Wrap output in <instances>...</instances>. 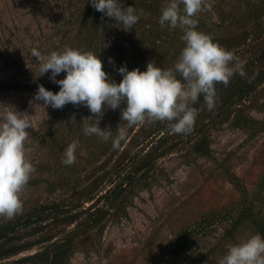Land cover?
Masks as SVG:
<instances>
[{
    "label": "rangeland",
    "instance_id": "obj_1",
    "mask_svg": "<svg viewBox=\"0 0 264 264\" xmlns=\"http://www.w3.org/2000/svg\"><path fill=\"white\" fill-rule=\"evenodd\" d=\"M166 2L161 1L163 6ZM247 2L264 8V0H206L209 7L198 15L212 19L214 23L224 21L228 35L237 34L250 24L254 25L245 23L249 11ZM86 5L87 0H0V83L22 85L0 89V122L11 109L21 112L31 125L27 130L25 152L35 171L21 193L25 210L38 204L73 198L71 193L61 190L52 193L42 182L36 183L51 176L41 170L53 153L50 139L53 114L51 107L47 109L40 105L42 102H35L34 96L39 85L53 82L49 79L50 72L41 76L39 63L32 53L35 49L46 56L66 47L81 50V23ZM160 15L153 18L157 37L170 41L175 29L162 28ZM103 23L108 34L106 55L111 78L119 83L122 78L116 69L126 64L132 70L128 58L131 53L129 29H120L122 25H116L114 19L105 15ZM263 23L264 14L258 24ZM257 27L245 46L229 50L237 58L234 68L237 63L244 67L264 56V25ZM184 46L183 43L181 48L178 47L175 62ZM110 58L114 65L109 63ZM261 59L254 63L252 71L264 70V59ZM253 80L251 77L250 81ZM74 107L68 134L72 142H80L88 137L83 130L92 122L86 119L92 114L87 107ZM119 110L106 108L99 127L114 133L110 120ZM240 113L264 122V83L241 107ZM157 122L146 118L143 123L123 126L121 129L126 131L127 138L125 145L130 140L142 139L138 133L141 126L152 127ZM208 138L209 157L193 152L192 143H185L175 153L160 160L149 184L135 190L128 207L129 217L110 219L94 245L77 246L70 264H218L228 246L234 244L229 233L234 210L242 200L240 188L235 184L239 182L253 196L264 177V129L251 136L248 129L230 121L211 129ZM68 228L67 225L55 226L42 236L25 239L22 243L43 236H54L56 241ZM246 232L245 229L235 232L239 243ZM48 246L52 244L39 245L2 261V264H20L21 259Z\"/></svg>",
    "mask_w": 264,
    "mask_h": 264
},
{
    "label": "trees",
    "instance_id": "obj_2",
    "mask_svg": "<svg viewBox=\"0 0 264 264\" xmlns=\"http://www.w3.org/2000/svg\"><path fill=\"white\" fill-rule=\"evenodd\" d=\"M162 0H124V6H133L138 14V22L129 29L130 54L129 61L132 69L146 70L152 61L155 65L167 69L172 68L177 57V49L185 42L183 33L175 29L170 41L157 37L153 26V18L161 13ZM249 11L246 24L254 23L237 34H229L224 30V21L204 19L197 14L198 30L210 35L214 42L225 49L237 50L245 46L251 32L263 26L258 24L264 14V8H259L247 2ZM183 5H181V9ZM258 8V10H256ZM250 12V13H249ZM104 14L97 11L87 0L84 8L80 49L91 51L103 62L104 70L112 77V71L106 55L107 30L103 23ZM159 31V30H158ZM264 59V56H261ZM252 60L242 67L245 75L236 74L227 85H216V103L209 110L201 96L192 107L197 111V117L191 132L175 134L171 131L169 122L159 121L152 127L141 126L138 131L140 141L130 140L128 145L121 142L118 149L112 147V140L105 141L100 136H88L78 142L76 161L70 166L62 163L64 150L72 143L68 132L71 129V114L73 104H66L62 109H52L51 141L53 143L51 157L42 167V173H48L53 178H41L36 183H43L49 191L68 192L73 194L70 200H56L38 204L30 209H22L12 218L0 216V264L4 260L34 249L39 245L49 243L45 250L27 256L20 264H70L77 246L94 245L97 238L103 234L106 223L110 219L128 218V207L136 189L153 179L157 172L158 162L175 153L185 143H192L193 152L209 157L211 155L208 132L233 121L238 127L246 128L251 136L258 135L264 129V122L251 117L242 116L241 107L250 100L251 95L260 84L264 83V70L252 71L254 63L262 60ZM66 73H61L57 79H63ZM119 77L121 75L119 74ZM253 77V81H250ZM121 81V80H120ZM20 84L0 83L1 90L21 87ZM53 92L59 91V85H43ZM125 107L121 105V110ZM121 110L110 120L114 129L127 126V121L121 118ZM203 117V118H202ZM201 119V120H200ZM242 193V200L234 211L230 235L234 244L239 243L235 232L245 229L246 240L259 233L264 237V177L260 181L259 190L253 196L248 194L246 187L235 184ZM67 225L61 239L54 241V236H43L35 241L32 237L42 236L50 228ZM26 241L22 243L24 240ZM240 240V239H239ZM54 241V242H53ZM161 257L163 255L161 254Z\"/></svg>",
    "mask_w": 264,
    "mask_h": 264
},
{
    "label": "clouds",
    "instance_id": "obj_3",
    "mask_svg": "<svg viewBox=\"0 0 264 264\" xmlns=\"http://www.w3.org/2000/svg\"><path fill=\"white\" fill-rule=\"evenodd\" d=\"M89 3L105 16L116 21V25L127 31L139 20L133 6H124V0H89ZM181 5L183 8L181 9ZM206 0H167L161 9L159 24L162 28L180 29L185 46L172 68H161L149 62L146 70H129L124 64L116 69L122 79L115 82L104 70L99 55L66 47L42 55L33 50L39 63L41 76L50 72L49 79L59 85L53 92L43 85L38 86L34 101L42 102L47 109H62L66 104L87 107L92 114L86 119L92 122L84 127V134L101 136L112 140L118 149L126 139V131H112L99 127L105 109L115 110L124 104L121 118L128 126L143 123L146 118L169 122L175 134H187L194 127L197 111L192 105L201 96L209 110L216 103L217 84L227 85L239 72L235 55L214 42L212 37L198 30V13L205 10ZM109 63L114 61L110 58ZM63 79H57L61 73ZM14 108V107H13ZM15 109V108H14ZM31 125L17 110H8L0 122V216L12 218L23 209L20 198L35 168L27 158L25 142ZM78 141H73L64 150L62 163L70 166L76 161ZM218 264H264V237L256 233L240 243L229 245Z\"/></svg>",
    "mask_w": 264,
    "mask_h": 264
}]
</instances>
